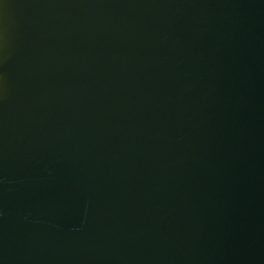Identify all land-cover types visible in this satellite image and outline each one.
<instances>
[{
  "label": "water",
  "instance_id": "1",
  "mask_svg": "<svg viewBox=\"0 0 264 264\" xmlns=\"http://www.w3.org/2000/svg\"><path fill=\"white\" fill-rule=\"evenodd\" d=\"M0 264H264V0H0Z\"/></svg>",
  "mask_w": 264,
  "mask_h": 264
}]
</instances>
